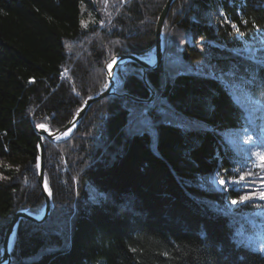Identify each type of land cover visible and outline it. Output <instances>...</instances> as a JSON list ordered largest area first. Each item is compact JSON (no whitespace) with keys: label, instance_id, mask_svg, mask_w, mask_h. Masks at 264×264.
<instances>
[{"label":"trees","instance_id":"16d2710c","mask_svg":"<svg viewBox=\"0 0 264 264\" xmlns=\"http://www.w3.org/2000/svg\"><path fill=\"white\" fill-rule=\"evenodd\" d=\"M165 2L0 0V255L16 212L45 204L37 125L65 124L107 85L113 55L152 57ZM163 42V63L147 73L153 101L122 95H151L129 61L116 70L118 94L96 101L71 136H44L53 209L19 223L11 264H264V0H175ZM232 84L260 103H240ZM153 104L154 127H140L141 106ZM129 196L134 207H122Z\"/></svg>","mask_w":264,"mask_h":264},{"label":"water","instance_id":"95a60500","mask_svg":"<svg viewBox=\"0 0 264 264\" xmlns=\"http://www.w3.org/2000/svg\"><path fill=\"white\" fill-rule=\"evenodd\" d=\"M174 2L175 0H166L158 16L157 23H156V30H155V33H156L155 53L151 58L143 57L132 51L117 53L113 55L105 62V65H104L106 75H107V85L103 87L102 89H100L99 91L89 95L85 99L84 103L76 109V111L73 113L71 118L65 124H63L61 127L55 130L50 129L49 125L44 122L37 125L38 181H39L42 193L45 198V204L40 213H32L28 209H20L12 217L8 225V228L6 230L4 240L2 243L0 264H11L12 262L11 251L13 247L15 232L20 222L23 219H28V220L35 221L38 223H42L50 216L52 212V209H53L52 192L49 188L47 177H46V172H45L46 163H45L44 136H47L54 141L65 139L71 136L73 132L75 131V129L80 124L84 115L87 113V111L96 101L102 98H105L107 96H110V95L118 94V91L116 88V70L118 66L123 65L129 61H133L141 65L142 70H143V78L147 84V87L149 88L151 92V95L148 98L139 97V96L133 95L128 92H125L122 95L128 96L136 101H142V102L153 101L155 91L153 90V88L150 86V84L147 81V73L149 70L159 68L163 62L164 51H165L164 42H163V28H164L166 17ZM109 65H112V67L109 68ZM170 88H171V83H170V79L168 78L163 95H168ZM40 125H44V127L41 128ZM49 193H51V195H49ZM68 242H69V239L67 238L66 242L64 243V246L59 249L41 250L27 262H33L37 260L41 255L47 254L50 251H63L66 248Z\"/></svg>","mask_w":264,"mask_h":264},{"label":"rangeland","instance_id":"374dc122","mask_svg":"<svg viewBox=\"0 0 264 264\" xmlns=\"http://www.w3.org/2000/svg\"><path fill=\"white\" fill-rule=\"evenodd\" d=\"M198 38H196V37H193V43H198ZM246 49L248 50V51H251L252 52V50H253V47L251 46V44H247V47H246ZM151 58V57H150ZM219 77H220V79L222 80L223 79V76H221V75H219ZM117 83V82H116ZM229 90H230V92H232L233 94H234V96L235 97H237V99L239 100V102L240 103H242V104H246V103H251V102H253V103H260V101H256L255 99H247L246 97H245V92H244V90H243V88L241 87V88H237L236 89V87L232 84V85H230V87H229ZM93 94V93H92ZM91 95V94H90ZM257 109H255V107H254V110H253V112H252V115L253 116H256L257 114ZM253 123L254 124H258V122H255V121H253ZM227 138L230 140V142H231V145L241 154V155H243V156H246L245 155V152L242 150V148H241V146L239 145V143H238V141L234 138V137H232V136H229L228 134H227ZM6 161L4 160V159H2V158H0V177H3L4 176V173H3V171H2V166H3V164L5 163ZM220 181H221V179H219L217 176H215V184L217 185V186H219L220 188H223V186H224V183L223 184H221L220 183ZM90 191H91V193H92V196H93V198H95V199H97V198H99L100 196H106V199H108V200H110V199H112L113 197H112V195L111 194H104V193H101V192H99L94 186H90ZM135 199L132 197V196H129V197H126L124 200H123V202H122V207L123 206H126V205H128V206H131V207H134V203H135V201H134ZM44 207V206H43ZM43 209V208H42ZM42 211V210H41ZM40 211V212H41ZM39 212V213H40Z\"/></svg>","mask_w":264,"mask_h":264},{"label":"snow or ice","instance_id":"6c2138e0","mask_svg":"<svg viewBox=\"0 0 264 264\" xmlns=\"http://www.w3.org/2000/svg\"><path fill=\"white\" fill-rule=\"evenodd\" d=\"M233 28H236V25H233ZM237 32H239V29L237 28ZM112 65H109V68H111ZM221 71L223 72L224 70L221 69ZM238 73V69L237 68H231L229 69L225 74L226 75H232L235 76ZM211 107V106H210ZM155 109V104H153L151 107H149V105H142L141 109H140V127L142 128H147V127H154V116H153V112ZM41 128L44 127V125H40ZM261 160L264 161V156H261ZM244 176L240 177V180H244ZM221 184L225 183L223 180L220 181ZM240 181H233L234 184V191H240V188L235 187V185H239ZM49 195H51V193H49ZM259 198L260 199H264V192H260L258 193ZM253 197L251 195H241L239 197V200H232L231 203L232 204H238V203H243L245 201H249L251 200Z\"/></svg>","mask_w":264,"mask_h":264},{"label":"bare ground","instance_id":"6f19581e","mask_svg":"<svg viewBox=\"0 0 264 264\" xmlns=\"http://www.w3.org/2000/svg\"><path fill=\"white\" fill-rule=\"evenodd\" d=\"M163 63V62H162ZM4 240V239H3ZM13 244H14V241H13ZM12 250H13V247H12ZM11 253H12V251H11ZM12 261H13V256H12ZM12 263V262H11Z\"/></svg>","mask_w":264,"mask_h":264}]
</instances>
